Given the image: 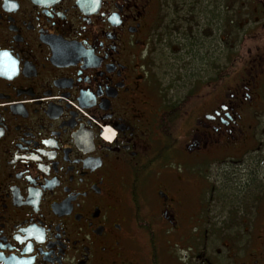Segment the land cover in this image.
I'll list each match as a JSON object with an SVG mask.
<instances>
[{
    "label": "flooded vegetation",
    "instance_id": "af4514ba",
    "mask_svg": "<svg viewBox=\"0 0 264 264\" xmlns=\"http://www.w3.org/2000/svg\"><path fill=\"white\" fill-rule=\"evenodd\" d=\"M0 264H264V0H0Z\"/></svg>",
    "mask_w": 264,
    "mask_h": 264
},
{
    "label": "rangeland",
    "instance_id": "374dc122",
    "mask_svg": "<svg viewBox=\"0 0 264 264\" xmlns=\"http://www.w3.org/2000/svg\"><path fill=\"white\" fill-rule=\"evenodd\" d=\"M235 27H236V42H235V49H236V56H237V61L238 59H243L246 58L248 56V54H251L254 52L256 46L259 44L258 41L255 38L252 37H247V33L249 32H245V29L247 27V25L245 24V20L243 17V14H236L235 16ZM226 36L225 38H227V33H225ZM206 46L204 45V53H206ZM209 50L211 51V48H209ZM222 50V47H221ZM220 50V52H221ZM221 57L223 54H220ZM206 56V54H205ZM182 63H174V62H169L167 64V66L169 67L170 71L173 69V71H171V75L170 76H165L164 74V67L162 68V74L160 75L159 79H156L157 81L160 82L162 87H166L167 85V89H166V93L167 94H172L175 91H180L181 88L185 85H190L191 81L196 77L194 76L192 73H188L186 74V70L182 69ZM197 66L201 69L203 68H207L206 62H198ZM236 67L238 68V65H236ZM200 75H202V79L205 78L206 71H203V74L200 73ZM163 84V85H162ZM177 255L180 254V251L175 250Z\"/></svg>",
    "mask_w": 264,
    "mask_h": 264
},
{
    "label": "built area",
    "instance_id": "2783aa9c",
    "mask_svg": "<svg viewBox=\"0 0 264 264\" xmlns=\"http://www.w3.org/2000/svg\"><path fill=\"white\" fill-rule=\"evenodd\" d=\"M103 132H104L103 138H104V139H107V135H108V130H107V128H104V129H103Z\"/></svg>",
    "mask_w": 264,
    "mask_h": 264
},
{
    "label": "snow or ice",
    "instance_id": "6c2138e0",
    "mask_svg": "<svg viewBox=\"0 0 264 264\" xmlns=\"http://www.w3.org/2000/svg\"><path fill=\"white\" fill-rule=\"evenodd\" d=\"M13 7H15V5H13ZM5 55H6V54H5ZM8 74H9V75H11V73H10V72H9Z\"/></svg>",
    "mask_w": 264,
    "mask_h": 264
}]
</instances>
